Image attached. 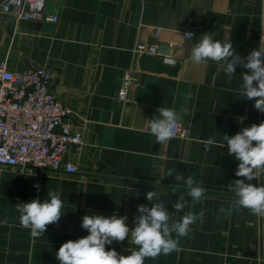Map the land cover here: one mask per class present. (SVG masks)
I'll use <instances>...</instances> for the list:
<instances>
[{
	"label": "crops",
	"instance_id": "0c3cea01",
	"mask_svg": "<svg viewBox=\"0 0 264 264\" xmlns=\"http://www.w3.org/2000/svg\"><path fill=\"white\" fill-rule=\"evenodd\" d=\"M45 5L59 21L0 14V62L6 60L13 70L50 67L51 89L71 106L68 119L83 131L84 143L67 154L76 173L0 166V264H59L56 253L63 243L89 235L81 228L84 215L127 216L131 231L137 206H151L146 193L152 190L173 220L190 210L203 208L206 214L180 238L179 252L145 258L144 264H264V218L247 210L218 213L233 199L229 183L243 179L235 175L239 161L228 155L226 142L208 151L203 143L259 125L264 113L255 109L254 99L239 95L241 74L248 71L243 66L229 78L223 62L197 65L190 59L205 33L230 40L235 54L246 58L262 43L264 0H46ZM187 31L195 34L191 40L181 37ZM140 41L157 43L156 56H173L180 63L177 74L142 69V54L134 52ZM126 69L132 82L123 101L117 92ZM159 107L180 114L189 136L157 143L147 124ZM169 169L176 170L173 176H167ZM180 174L205 187L199 204L192 206L183 182L175 180ZM250 183L264 185V174ZM177 184L189 201L179 213L173 208ZM48 190L59 192L65 214L33 239L20 226L15 205L43 201ZM112 249L127 256L137 246L126 238L106 245Z\"/></svg>",
	"mask_w": 264,
	"mask_h": 264
},
{
	"label": "clouds",
	"instance_id": "9594fccd",
	"mask_svg": "<svg viewBox=\"0 0 264 264\" xmlns=\"http://www.w3.org/2000/svg\"><path fill=\"white\" fill-rule=\"evenodd\" d=\"M193 35V32L188 31L181 37L191 40ZM260 41L262 43L244 58L235 54L230 40H216L205 33L192 47L190 59L197 65L207 64L209 61L223 62L224 71L229 78L234 75L237 66H243L248 71L241 74L239 95L245 99H254L255 109L264 113V35ZM161 56L164 65H176L177 60L173 56L163 53ZM179 120L180 114L174 109L159 107L158 116L148 119L147 129L157 143L166 144L176 137ZM225 142L228 155L239 161L235 175L243 179L229 183L228 190L233 194V199L227 208L221 206L218 213L231 214L247 210L252 215L264 218V185L257 187L250 183L264 174V122L245 127L231 137L224 134L222 141H217L214 136L203 141L205 151L212 145L224 147ZM174 172L175 169H169L167 176H173ZM175 180L183 182L184 191L191 198L192 206L203 200L206 189L194 177L180 174L175 175ZM178 191L179 198L173 203L174 212L177 213L189 207V201L185 199L179 184L172 189V192ZM146 199L151 202V206H137L139 215L134 218L135 227L131 231L127 225V216L84 215L81 228L89 235L63 243L56 253L59 264H144L145 258L179 252L180 238L188 236L191 225L204 222L206 209L201 208L199 212L190 210L179 220H173L172 213L166 210L158 192H147ZM63 207L64 202L59 192L48 190L47 199L42 201L36 198L27 203H17L15 210L19 213L20 226L29 229L30 236L36 239L43 236L48 225L58 224L65 214L62 213ZM126 238H131L137 246V250L130 255L118 254L115 249L106 250V245H111L114 241L123 242Z\"/></svg>",
	"mask_w": 264,
	"mask_h": 264
},
{
	"label": "built area",
	"instance_id": "2783aa9c",
	"mask_svg": "<svg viewBox=\"0 0 264 264\" xmlns=\"http://www.w3.org/2000/svg\"><path fill=\"white\" fill-rule=\"evenodd\" d=\"M45 4L46 0H0V14H10L18 20L59 21V15L47 10ZM158 35L156 29L154 36ZM157 51L155 42L140 41L134 47L140 55H156ZM53 76L50 67L32 65L13 70L6 60L0 62V166L21 172L78 171L67 154L83 145L84 133L68 119L71 106L51 89ZM131 82V70L126 69L117 92L120 100H126ZM189 134V128L179 120L176 137L186 138ZM32 184L38 188L39 179Z\"/></svg>",
	"mask_w": 264,
	"mask_h": 264
},
{
	"label": "water",
	"instance_id": "95a60500",
	"mask_svg": "<svg viewBox=\"0 0 264 264\" xmlns=\"http://www.w3.org/2000/svg\"><path fill=\"white\" fill-rule=\"evenodd\" d=\"M163 58L151 55V54H142L139 58V65L144 70H150L154 72H166L170 75L177 74L180 63L177 62L175 66H169L163 64Z\"/></svg>",
	"mask_w": 264,
	"mask_h": 264
}]
</instances>
